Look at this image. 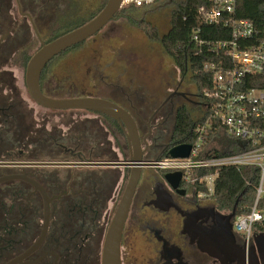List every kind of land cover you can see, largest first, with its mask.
<instances>
[{"label":"flooded vegetation","instance_id":"af4514ba","mask_svg":"<svg viewBox=\"0 0 264 264\" xmlns=\"http://www.w3.org/2000/svg\"><path fill=\"white\" fill-rule=\"evenodd\" d=\"M106 1H91L89 7V1L80 0H0V264H104L108 234L132 175L121 264H246L245 242L235 231L232 258L223 248H217V256L209 252L213 238L224 241L222 224L232 209L220 208L213 193L200 197L182 174L171 183L165 174L172 171L158 166L171 147L184 143L175 136L178 109L186 106L193 118L207 112L206 98L190 73L183 75L173 62L177 80L161 93L151 83L125 75L132 46L109 50L119 58L125 50L126 59L103 65L110 54L94 49L99 60L89 69L92 88L79 89L53 68L84 40L46 64L39 82L42 93L55 99H106L125 118L94 108L48 107L31 94L26 79L31 56L70 21L83 18L85 8L90 19ZM176 4L156 1L119 12L110 22L122 17L143 30L140 24L151 23L158 10L168 9L170 21ZM195 111L200 115L194 116ZM131 118L136 147L130 138Z\"/></svg>","mask_w":264,"mask_h":264},{"label":"built area","instance_id":"2783aa9c","mask_svg":"<svg viewBox=\"0 0 264 264\" xmlns=\"http://www.w3.org/2000/svg\"><path fill=\"white\" fill-rule=\"evenodd\" d=\"M158 0H122L121 7L151 6ZM237 0H209L200 9L201 19L209 25L227 28L229 37L210 41L193 34L198 45L215 54V62L205 64L210 68L212 87L204 92L208 118L206 126L195 129L197 139L188 157L166 156L158 161L165 171H180L182 178L194 186L204 185L200 197L214 193L215 179L222 167L252 168L257 172L254 202L246 211L236 214L234 231L245 242L248 252L255 244L257 234L264 233V87H246L254 76L264 74V35H260L249 19L236 17ZM200 28L196 32H199ZM218 122L228 136L242 141L243 150L230 154H201L206 127ZM208 173H195L198 169ZM250 184L251 180L247 179Z\"/></svg>","mask_w":264,"mask_h":264},{"label":"trees","instance_id":"16d2710c","mask_svg":"<svg viewBox=\"0 0 264 264\" xmlns=\"http://www.w3.org/2000/svg\"><path fill=\"white\" fill-rule=\"evenodd\" d=\"M208 5L209 0L178 1L170 16V27L164 34H160L157 27L150 22L144 21L140 24L151 39L161 43L165 53L180 67L183 75L190 73L202 96H204L206 90L212 87L211 69L205 68V64L217 61L218 57L209 52L207 48L197 52L198 45L192 39V36L198 34L199 38L215 41L228 38L230 35L227 28L219 25H209L202 21L200 9ZM140 8L131 5L121 8L119 12L127 13ZM236 17L249 19L253 22L258 33L264 35V0H237ZM88 19L79 18L70 21L61 33L81 25ZM198 28H200V31L196 32ZM254 78L259 80L247 83L246 87H264V74H258ZM207 118L208 111L204 116L193 118L186 106L179 108L175 123V136L181 139V142L194 144L197 139L195 129L198 126H206ZM204 138L201 154L210 152L224 155L243 150L242 141L228 136L223 132L219 123L215 121L206 127ZM166 156L168 154L163 157ZM208 171L209 169L204 168L195 170V173L205 174ZM251 172L252 168L248 166L220 168L214 185L213 199L215 203L220 208L233 209L237 199H239L237 214L246 211L254 202L255 185L258 181L257 172L253 175ZM247 179L251 180L250 184L247 183ZM196 187L199 190L205 189L204 185Z\"/></svg>","mask_w":264,"mask_h":264},{"label":"water","instance_id":"95a60500","mask_svg":"<svg viewBox=\"0 0 264 264\" xmlns=\"http://www.w3.org/2000/svg\"><path fill=\"white\" fill-rule=\"evenodd\" d=\"M121 3L122 0H107L104 7L92 18L81 25L60 34L48 42H43V45L31 56L27 65L26 79L31 94L38 102L45 106L55 108H94L102 110L114 117L123 116L125 118V114L122 109L109 100L97 97H72L63 99L50 98L42 93L39 84L41 72L52 58L100 31L120 11L122 8ZM127 123L129 124L128 119ZM133 125L134 122L131 118L130 138L133 141V146L136 147L138 146V138L136 128ZM191 147L192 145L187 142L174 145L169 149L168 155L171 157H188ZM165 178L171 183H177L181 178V172L174 171L166 173ZM133 183L134 175H132L131 185L128 187L121 201L115 215L113 225L108 234L104 264H121L119 255L121 231L129 210ZM238 201L239 199H237L231 213L227 216V220L222 224L224 226L222 229L224 230V241L216 242L215 238L211 241L214 250L211 248V251L209 252L213 256H217L216 252L219 250L222 252L223 248L227 256L232 258L231 253L234 251L233 247L236 236L230 219L236 214ZM217 248H219L218 251ZM242 253L245 257L244 250ZM246 264H264V233L257 234L254 246L248 252L246 251Z\"/></svg>","mask_w":264,"mask_h":264},{"label":"rangeland","instance_id":"374dc122","mask_svg":"<svg viewBox=\"0 0 264 264\" xmlns=\"http://www.w3.org/2000/svg\"><path fill=\"white\" fill-rule=\"evenodd\" d=\"M80 1L85 3L89 1L88 6L90 7V2L94 0ZM176 1L178 2L180 0ZM84 10H88V7ZM85 11L82 12V16L87 19L90 17L91 12ZM168 14V9H161L156 11L149 19L151 23L157 27L160 34L163 32L165 33L169 29ZM34 44V47H37L39 42L35 41ZM126 45L132 46L135 52L132 55V61L129 63L130 65L128 67L130 68H128V73L125 75L137 77L139 80L151 83L152 90L166 93L168 87L174 83L176 78L175 73L177 70H175V64L165 53L159 41L151 39L144 30H141L137 26L136 22H131L122 17L111 21L97 35L86 39L84 44L80 48H76L73 53L70 52L66 54L60 59V65H56L55 63L59 68L56 70V67H54L53 71H55L56 75L59 77L66 76L68 78V83L76 82L79 85V89H81L80 85L84 86V88H92L93 81L88 79V75L90 74L89 69L94 61L99 60L97 52L94 51V49H98L99 53L102 51L103 53L110 54L109 57L106 56L103 59V65L111 59L125 60V50H123L120 58L112 56L110 51L111 49L116 50L119 47L124 48ZM16 72L19 76H22L21 70H17ZM193 115L199 116L200 113H196L195 111Z\"/></svg>","mask_w":264,"mask_h":264}]
</instances>
